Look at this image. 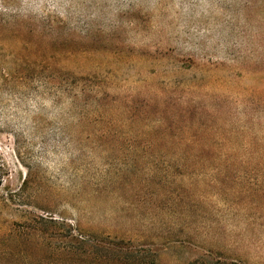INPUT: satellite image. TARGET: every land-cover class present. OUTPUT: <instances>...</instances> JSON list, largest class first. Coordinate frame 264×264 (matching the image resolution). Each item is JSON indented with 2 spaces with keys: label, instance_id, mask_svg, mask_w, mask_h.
<instances>
[{
  "label": "rangeland",
  "instance_id": "1",
  "mask_svg": "<svg viewBox=\"0 0 264 264\" xmlns=\"http://www.w3.org/2000/svg\"><path fill=\"white\" fill-rule=\"evenodd\" d=\"M205 145L264 176V0H0V235L39 216L264 264V189L177 167Z\"/></svg>",
  "mask_w": 264,
  "mask_h": 264
},
{
  "label": "trees",
  "instance_id": "2",
  "mask_svg": "<svg viewBox=\"0 0 264 264\" xmlns=\"http://www.w3.org/2000/svg\"><path fill=\"white\" fill-rule=\"evenodd\" d=\"M192 148V147H191ZM201 152L205 156H185L177 160V167L180 170L189 172L193 170L197 180L191 178V184L203 181L204 176L197 172L205 167L212 169L211 185H217L219 189L227 188V181H237L241 185L247 181V185L241 189H264V176L257 171V163L243 161L250 172L243 173L237 167L240 160L231 158L216 159V156H209L213 146L205 145ZM189 147L184 145L182 151L188 152ZM263 161V160H262ZM218 163V166H215ZM221 164V166H220ZM174 168L169 163H164L163 184L169 183L174 178L171 171ZM175 174L178 177L180 173ZM202 174V173H201ZM229 176H226L228 175ZM199 176V177H198ZM221 177H225L221 179ZM227 177L229 178L228 180ZM200 179V180H199ZM186 187L180 183L177 189ZM188 188V186H187ZM215 264H236L215 259ZM0 264H161L152 250L143 246L135 245L132 242L112 239L107 236H96L85 234L79 229L67 223L65 220L54 218L32 217L25 219L21 224H12L8 231L0 235ZM187 264H200L194 261Z\"/></svg>",
  "mask_w": 264,
  "mask_h": 264
}]
</instances>
